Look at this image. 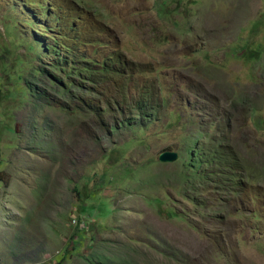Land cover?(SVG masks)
<instances>
[{"label": "rangeland", "instance_id": "obj_1", "mask_svg": "<svg viewBox=\"0 0 264 264\" xmlns=\"http://www.w3.org/2000/svg\"><path fill=\"white\" fill-rule=\"evenodd\" d=\"M0 264H264V0H0Z\"/></svg>", "mask_w": 264, "mask_h": 264}, {"label": "water", "instance_id": "obj_2", "mask_svg": "<svg viewBox=\"0 0 264 264\" xmlns=\"http://www.w3.org/2000/svg\"><path fill=\"white\" fill-rule=\"evenodd\" d=\"M176 159L175 152L164 151L158 155V161L161 163L164 162H173Z\"/></svg>", "mask_w": 264, "mask_h": 264}, {"label": "trees", "instance_id": "obj_3", "mask_svg": "<svg viewBox=\"0 0 264 264\" xmlns=\"http://www.w3.org/2000/svg\"><path fill=\"white\" fill-rule=\"evenodd\" d=\"M56 56H59V55H56Z\"/></svg>", "mask_w": 264, "mask_h": 264}]
</instances>
